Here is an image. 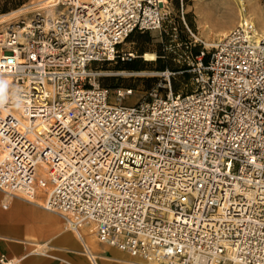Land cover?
<instances>
[{
    "label": "built area",
    "instance_id": "built-area-1",
    "mask_svg": "<svg viewBox=\"0 0 264 264\" xmlns=\"http://www.w3.org/2000/svg\"><path fill=\"white\" fill-rule=\"evenodd\" d=\"M56 5L0 29V191L133 264H264V33L241 17L126 103L103 65L133 57V32H166L167 0Z\"/></svg>",
    "mask_w": 264,
    "mask_h": 264
},
{
    "label": "rangeland",
    "instance_id": "rangeland-1",
    "mask_svg": "<svg viewBox=\"0 0 264 264\" xmlns=\"http://www.w3.org/2000/svg\"><path fill=\"white\" fill-rule=\"evenodd\" d=\"M17 0H0V15L9 13L18 9L23 5H35L43 0H23V3L15 5ZM246 8V15L249 17L256 27L260 26L254 19L256 12H260L264 18V0H243ZM168 19L166 20V32L159 31H135L118 47L120 55L132 53L134 59L130 63L128 60H120L112 63H105L103 69L109 74L117 71H125L126 75L105 76L100 78V83L106 87H132L135 93L127 99L126 103H133L143 95L144 91L154 87L156 84H164L163 76L159 73L167 67L170 70H180L185 67L186 57L191 53H195L204 45L206 47L213 46L218 37L234 27L241 18L238 13V0H167ZM231 9L232 14L224 12L225 9ZM60 10V5H52L40 10L29 13L20 14L8 21L0 23L2 29L9 21H16L20 18L29 19L35 13H48L53 15ZM208 25L209 29H205L204 25ZM186 26L196 37L192 36ZM173 27L176 31L173 32ZM176 37H174V34ZM214 43V44H213ZM145 52H151L155 55V60L145 61L141 57ZM135 66L139 69H130ZM163 67V68H162ZM141 71H152L157 76L140 74ZM189 75L175 74L170 77L171 89L175 93L178 90L186 88ZM166 82V81H165ZM61 219V218H60ZM62 224L68 228L63 220ZM70 229V228H68ZM71 230V229H70ZM74 232V231H73ZM89 237L94 238V233H90Z\"/></svg>",
    "mask_w": 264,
    "mask_h": 264
},
{
    "label": "crops",
    "instance_id": "crops-1",
    "mask_svg": "<svg viewBox=\"0 0 264 264\" xmlns=\"http://www.w3.org/2000/svg\"><path fill=\"white\" fill-rule=\"evenodd\" d=\"M0 191V256L15 264H133L125 253L79 238L58 215ZM4 205V207H3Z\"/></svg>",
    "mask_w": 264,
    "mask_h": 264
},
{
    "label": "bare ground",
    "instance_id": "bare-ground-1",
    "mask_svg": "<svg viewBox=\"0 0 264 264\" xmlns=\"http://www.w3.org/2000/svg\"><path fill=\"white\" fill-rule=\"evenodd\" d=\"M233 1H237V0H233ZM57 0H43L41 2H39L38 4L36 3L35 5H23L18 9L12 10L9 13H5L0 15V23L4 22V21H8L20 14H24V13H29L35 10H40L52 5H56ZM225 13L227 14H232V10L231 9H225L224 10ZM238 13L240 15V17H245L246 15V8H245V4L243 2V0H238ZM255 21L257 22V24L260 26L261 31L264 33V18L263 15L260 12H256L255 16H254ZM12 21H9V23ZM205 29H209L208 25H204ZM220 37H218L219 39ZM214 44V43H213ZM143 60L145 61H153L155 60V55L151 52H145L142 56ZM126 72L125 71H117L116 73H111L109 74V76H117V75H122L125 76ZM125 74V75H124ZM140 74H144V75H154L157 76L158 74L153 73L152 71H141ZM161 76L163 74H160ZM16 198V197H11L9 195H6L3 193V197L2 199L4 200V202H8L11 199ZM20 199V198H19ZM25 201V200H24ZM72 231H74V233L79 237V238H87L89 237V234L93 232V227L91 225H87V226H80L79 228H71Z\"/></svg>",
    "mask_w": 264,
    "mask_h": 264
},
{
    "label": "trees",
    "instance_id": "trees-1",
    "mask_svg": "<svg viewBox=\"0 0 264 264\" xmlns=\"http://www.w3.org/2000/svg\"><path fill=\"white\" fill-rule=\"evenodd\" d=\"M21 3H23V0H17L16 1V3H14L15 5H19V4H21ZM130 37V36H129ZM128 37V38H129ZM134 59H130V60H128L127 62L128 63H130L131 61H133ZM117 61H120L119 59L117 60ZM163 68V67H162ZM130 69H134V70H136V69H139L138 67H135V66H132V67H130Z\"/></svg>",
    "mask_w": 264,
    "mask_h": 264
}]
</instances>
